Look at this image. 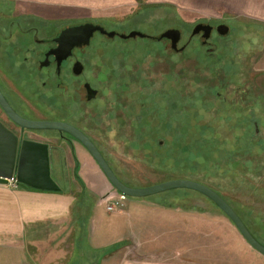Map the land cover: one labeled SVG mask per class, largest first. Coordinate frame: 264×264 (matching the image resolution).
Returning <instances> with one entry per match:
<instances>
[{"label": "rangeland", "instance_id": "374dc122", "mask_svg": "<svg viewBox=\"0 0 264 264\" xmlns=\"http://www.w3.org/2000/svg\"><path fill=\"white\" fill-rule=\"evenodd\" d=\"M128 1L123 6L106 2L95 9L78 0H42L41 5L62 11L58 14L64 16L61 25L97 21L120 33L133 29L153 36L179 28V47L187 43L198 23L223 22L230 32L213 35V52L198 38L179 52L158 40L137 37L110 41L98 35L86 64H90L94 82L101 85L102 95L89 108L88 118L78 123L88 129L128 185L143 187L177 178L205 183L234 207L264 243V24L227 12L219 15L212 6L207 7V0ZM0 4L11 5L0 8L1 17L6 15L4 9L14 6L11 0H0ZM3 52L0 49V54ZM79 151L89 153L83 146ZM97 173L108 179L99 165ZM107 183L109 190H116L110 181ZM136 199L191 215L188 248L172 254L174 262L168 259L170 264H264V255L203 194L177 189ZM117 213H109L104 205L93 223L97 235L107 243L129 232L125 234L128 239L120 240L102 257V264H144L138 228L131 217L122 218ZM76 226L73 220L65 230L58 227L38 233L43 239L35 242L38 247H28L27 263L100 261L87 247H75L83 245L75 240L79 234ZM81 234L88 235V229ZM5 236V241L0 240V264H13L20 258V249Z\"/></svg>", "mask_w": 264, "mask_h": 264}, {"label": "crops", "instance_id": "0c3cea01", "mask_svg": "<svg viewBox=\"0 0 264 264\" xmlns=\"http://www.w3.org/2000/svg\"><path fill=\"white\" fill-rule=\"evenodd\" d=\"M11 1L17 2V8L22 12L28 9L47 18L61 17L58 14L62 11L58 12L49 5H41L44 3L42 0ZM78 1L80 4L88 2L92 9H95L96 5L103 6L106 2L121 6L125 3L129 4L128 0ZM207 1L209 3L207 7L212 6L219 15L227 12L230 15L247 17L264 24V0ZM188 2L194 3L195 0H188ZM92 9L90 11H93ZM79 146L82 145L77 143L73 151L66 150L68 164L62 163L58 155L54 158L53 174L60 187L58 191L38 189L23 184L18 188H13L9 184H0V240L5 241V235H7L8 242L20 249V258L13 260V264H28V247H38L39 245L35 242L39 238L41 241L43 239L41 236L38 237V233L56 231L58 227L60 230H65L73 220L77 223L75 231L79 232L77 236H74L75 240L83 244L75 247H87L90 252H93L92 255H98L101 258L98 261L100 264L103 263L102 257L107 253L106 249L120 240L129 238V236L125 237V234L129 232H123L107 243L102 235H97V229L93 226L97 211L104 205L106 207L103 201L104 196L116 195L117 190H109L108 179L105 181L97 173L98 163L90 153L87 155L79 151ZM91 172L95 173V176H92ZM66 174H71V177H67ZM76 182L79 188L76 187ZM60 183H65L66 187H62ZM125 207V210L115 213L122 218L131 217L136 229L138 228L137 233L141 236L139 249H142L145 254V259L142 260L144 264L151 262L170 264L174 262L172 254L185 252L187 239L191 237L188 230L192 224L191 215L186 212L177 214L173 209L149 206L136 198L128 199ZM86 228L88 235L85 234L83 237L81 233L87 232ZM19 238L23 239L18 241ZM93 239L96 242L93 243ZM95 261L94 264H97ZM179 264L182 263L179 262Z\"/></svg>", "mask_w": 264, "mask_h": 264}, {"label": "flooded vegetation", "instance_id": "af4514ba", "mask_svg": "<svg viewBox=\"0 0 264 264\" xmlns=\"http://www.w3.org/2000/svg\"><path fill=\"white\" fill-rule=\"evenodd\" d=\"M1 5L0 8L6 7L7 9L11 6ZM4 10L6 15L0 16V49L4 51L0 54V92L15 112L23 118L65 122L79 128L94 141L88 129L83 127L82 123H78L79 120L88 118L89 108L98 102L102 95L101 85L94 82L93 77L95 76L91 73L90 64L86 62L89 61L90 51L98 35L110 41L120 37H108L96 32L88 46H75L71 54L59 63L55 50L60 45L59 38L66 27L86 22L101 23L84 21L61 25L59 23L62 18H47L28 9L22 12L17 8V2H14L10 10ZM17 10L20 14H17ZM207 24L213 27L211 36L204 37L205 30L193 35V27L182 51L198 38L208 52H213L212 46L215 45L212 41L213 35H219L217 28L224 23ZM152 39L166 42L167 47L177 51L172 48V42L168 38ZM0 121L20 139L19 144L23 140H28L48 146L51 174L54 179L55 156L58 155L62 163L68 164L66 150L73 151L77 143L82 145L79 140L66 132L23 130L12 120L1 103Z\"/></svg>", "mask_w": 264, "mask_h": 264}, {"label": "water", "instance_id": "95a60500", "mask_svg": "<svg viewBox=\"0 0 264 264\" xmlns=\"http://www.w3.org/2000/svg\"><path fill=\"white\" fill-rule=\"evenodd\" d=\"M201 30H205L204 37L209 38L213 27L207 23H198L195 25L192 34H198ZM217 30L220 35L225 36L230 32V27L227 24H220ZM96 32L105 34L108 37L119 36L124 39L139 37L143 39L159 38L160 40L168 38L172 42L173 49L182 51L185 48V46L178 47L182 39V31L179 28H168L160 36L156 37L139 30L119 33L114 30H108L101 24L86 22L66 27L63 30L59 38L60 45L55 50L58 62L61 63L66 59L75 46H88ZM0 103L12 120L19 124L23 130H57L75 137L93 156L113 187L130 198H146L177 189H188L203 194L228 216L245 240L255 250L264 255V243L251 232L234 207L220 193L207 184L193 179L177 178L149 186H130L118 176L97 144L79 128L60 121L23 118L15 112L1 92ZM19 142L20 139L0 121V184H8L9 179L16 176L23 185L45 190H60L59 185L51 174L48 146L28 140H23L20 144Z\"/></svg>", "mask_w": 264, "mask_h": 264}, {"label": "built area", "instance_id": "2783aa9c", "mask_svg": "<svg viewBox=\"0 0 264 264\" xmlns=\"http://www.w3.org/2000/svg\"><path fill=\"white\" fill-rule=\"evenodd\" d=\"M8 184L13 188H18L21 185L16 176L9 179ZM128 198V196L117 191L116 195L108 194L104 196L103 201L106 203V208L109 212H116L125 207Z\"/></svg>", "mask_w": 264, "mask_h": 264}, {"label": "trees", "instance_id": "16d2710c", "mask_svg": "<svg viewBox=\"0 0 264 264\" xmlns=\"http://www.w3.org/2000/svg\"><path fill=\"white\" fill-rule=\"evenodd\" d=\"M131 186V185H130ZM117 247V244L116 245H113L110 249H108V250H106L105 252H108V251H110L111 249H114V248H116ZM97 264H100L99 262H97Z\"/></svg>", "mask_w": 264, "mask_h": 264}]
</instances>
